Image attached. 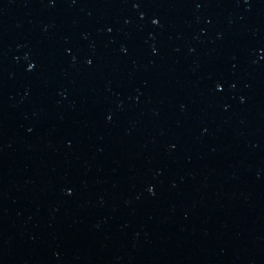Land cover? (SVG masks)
I'll use <instances>...</instances> for the list:
<instances>
[{
	"label": "water",
	"instance_id": "95a60500",
	"mask_svg": "<svg viewBox=\"0 0 264 264\" xmlns=\"http://www.w3.org/2000/svg\"><path fill=\"white\" fill-rule=\"evenodd\" d=\"M0 264H264V0H0Z\"/></svg>",
	"mask_w": 264,
	"mask_h": 264
}]
</instances>
